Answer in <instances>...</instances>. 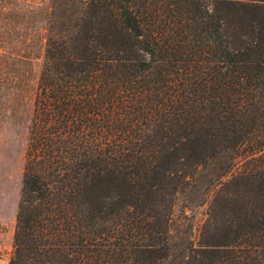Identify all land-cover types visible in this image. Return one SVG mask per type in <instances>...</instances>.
<instances>
[{
    "label": "trees",
    "instance_id": "obj_1",
    "mask_svg": "<svg viewBox=\"0 0 264 264\" xmlns=\"http://www.w3.org/2000/svg\"><path fill=\"white\" fill-rule=\"evenodd\" d=\"M38 34L7 264H264V0H0V122Z\"/></svg>",
    "mask_w": 264,
    "mask_h": 264
},
{
    "label": "rangeland",
    "instance_id": "obj_2",
    "mask_svg": "<svg viewBox=\"0 0 264 264\" xmlns=\"http://www.w3.org/2000/svg\"><path fill=\"white\" fill-rule=\"evenodd\" d=\"M43 1V0H35ZM38 38L25 48V54L30 59V67L25 75V87L22 100L14 103L4 121L0 122V264H7L11 252L14 215L18 201L24 153L27 143V125L32 104L33 91L40 69L42 42ZM184 203L178 200L174 205V213H179ZM192 214L194 230L203 220L205 205L193 207Z\"/></svg>",
    "mask_w": 264,
    "mask_h": 264
}]
</instances>
